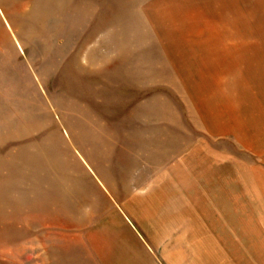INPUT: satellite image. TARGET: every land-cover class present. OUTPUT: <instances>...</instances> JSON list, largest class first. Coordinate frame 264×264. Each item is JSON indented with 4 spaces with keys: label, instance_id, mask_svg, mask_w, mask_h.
Segmentation results:
<instances>
[{
    "label": "rangeland",
    "instance_id": "1",
    "mask_svg": "<svg viewBox=\"0 0 264 264\" xmlns=\"http://www.w3.org/2000/svg\"><path fill=\"white\" fill-rule=\"evenodd\" d=\"M0 264H264V0H0Z\"/></svg>",
    "mask_w": 264,
    "mask_h": 264
},
{
    "label": "crops",
    "instance_id": "2",
    "mask_svg": "<svg viewBox=\"0 0 264 264\" xmlns=\"http://www.w3.org/2000/svg\"><path fill=\"white\" fill-rule=\"evenodd\" d=\"M106 192H107V190H106ZM106 202L109 205L110 199H109V194L107 195V193H106Z\"/></svg>",
    "mask_w": 264,
    "mask_h": 264
}]
</instances>
